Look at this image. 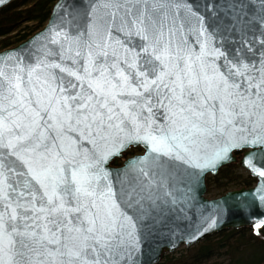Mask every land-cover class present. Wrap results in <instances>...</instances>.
I'll return each instance as SVG.
<instances>
[{"label": "snow or ice", "instance_id": "6c2138e0", "mask_svg": "<svg viewBox=\"0 0 264 264\" xmlns=\"http://www.w3.org/2000/svg\"><path fill=\"white\" fill-rule=\"evenodd\" d=\"M259 6L62 0L36 45L4 54L0 264H136L157 217L183 202L173 183L190 189L233 150L247 149L264 201ZM131 145L143 153L109 167Z\"/></svg>", "mask_w": 264, "mask_h": 264}, {"label": "water", "instance_id": "95a60500", "mask_svg": "<svg viewBox=\"0 0 264 264\" xmlns=\"http://www.w3.org/2000/svg\"><path fill=\"white\" fill-rule=\"evenodd\" d=\"M14 1L16 0H2L0 10ZM61 2L62 0H57L52 6L47 24L41 30L20 44L0 51V59H3L4 54L12 49H20L24 45H29V41H32L30 47L36 45L41 39L39 34L60 14V10L56 8V5ZM63 2L65 5H69L73 4L74 0H63ZM83 2L86 3L87 0H83ZM247 4L246 13L249 17L259 15L260 0H247ZM199 7L202 8L203 5L200 4ZM59 22L60 20L56 19V23ZM135 147H141L144 151L143 145H131L120 155L114 157L110 161L109 167L113 169L122 167L126 160L130 158L123 159L124 153ZM246 151L247 149L233 150L229 154V158L221 162L216 169L204 171L191 181L188 190L184 188L183 183H173L172 187L175 194L179 195L183 202L173 206L171 211L165 208L164 214L157 217V222L152 227L151 234H147L142 241L136 264H159L163 254L173 253L181 246L191 248L206 238L226 230L249 228L253 231H260L264 229V226L258 230L255 228L256 223L264 222V201L260 199V194L257 192V189L261 186V178L253 174L249 167L243 163ZM237 153H240V156ZM117 158L123 159L121 165H112L113 160ZM236 162L256 179L255 185L250 188L241 187L229 190L215 199L206 198L207 175H217L221 168ZM185 191H187V197L181 195ZM209 217L211 218L210 221L208 220ZM213 221L214 223L210 227L209 223Z\"/></svg>", "mask_w": 264, "mask_h": 264}, {"label": "trees", "instance_id": "16d2710c", "mask_svg": "<svg viewBox=\"0 0 264 264\" xmlns=\"http://www.w3.org/2000/svg\"><path fill=\"white\" fill-rule=\"evenodd\" d=\"M55 1L17 0L2 9L0 11V50L16 45L40 29L47 22L51 6ZM28 22L34 24L20 27L22 23ZM234 165L223 168L217 176L208 177V179L220 187L219 180L222 177H228L227 174ZM238 179L235 177L233 181L242 186L249 187L253 183L250 176H247L241 183L238 182ZM218 237L219 240L213 242V239ZM263 249L264 230L259 233L251 232L245 228L229 230L207 238L193 248L186 249L189 256H181L176 259L172 254L164 255L160 264H222L216 261L212 262L213 257L222 250H224V255L232 256V261L223 264H264V256H260L256 260L252 258L254 251Z\"/></svg>", "mask_w": 264, "mask_h": 264}, {"label": "rangeland", "instance_id": "374dc122", "mask_svg": "<svg viewBox=\"0 0 264 264\" xmlns=\"http://www.w3.org/2000/svg\"><path fill=\"white\" fill-rule=\"evenodd\" d=\"M33 24L34 23H29V22L28 23H22V25L20 27H23V26H26V25L32 26ZM133 153H137V151L133 152ZM133 153L131 152L130 155H132ZM227 176L228 177H222L219 180L220 187L217 186V183L214 184L212 182V180L207 179V186H208L207 194H206L207 198H210V199L211 198H215V197L220 196L221 194H223L227 190L236 189L238 187H241L242 185H240L239 183L237 184V182L235 183V181H233V178H235V177L239 178L238 182L241 183L247 177V172L244 169H242L239 165L235 164L233 166V168L230 169V171L228 172ZM236 237H238V236H236ZM216 240H219V237L218 238H214L213 242H216ZM186 249L187 248H185V247H180L178 250H176L174 253H172V256L174 258H176V259L180 258L181 256H189L188 255L189 252L186 251ZM223 251L224 250H222L220 253L216 254L213 257L212 262L216 261V262H220V263L223 264V263H228V262L232 261V256L229 255V254L228 255L227 254L224 255ZM240 252H241V250L239 251V253ZM260 256H264V249L261 250V251H254V256H252V258L256 260Z\"/></svg>", "mask_w": 264, "mask_h": 264}]
</instances>
